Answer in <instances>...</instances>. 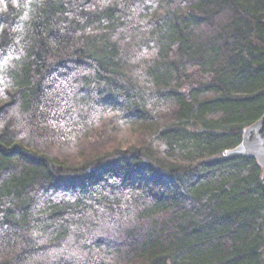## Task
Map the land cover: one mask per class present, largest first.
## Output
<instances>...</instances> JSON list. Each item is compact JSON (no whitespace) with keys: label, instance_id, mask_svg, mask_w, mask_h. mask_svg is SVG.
<instances>
[{"label":"trees","instance_id":"trees-1","mask_svg":"<svg viewBox=\"0 0 264 264\" xmlns=\"http://www.w3.org/2000/svg\"><path fill=\"white\" fill-rule=\"evenodd\" d=\"M264 0H0V264H264Z\"/></svg>","mask_w":264,"mask_h":264},{"label":"water","instance_id":"water-1","mask_svg":"<svg viewBox=\"0 0 264 264\" xmlns=\"http://www.w3.org/2000/svg\"><path fill=\"white\" fill-rule=\"evenodd\" d=\"M223 154H244L255 159L264 169V112L257 120L243 128L240 142L225 150Z\"/></svg>","mask_w":264,"mask_h":264}]
</instances>
